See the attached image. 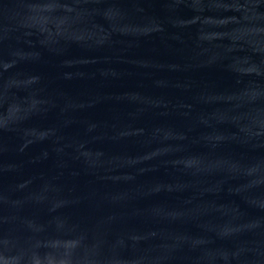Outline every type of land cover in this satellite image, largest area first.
<instances>
[{
    "label": "water",
    "instance_id": "water-1",
    "mask_svg": "<svg viewBox=\"0 0 264 264\" xmlns=\"http://www.w3.org/2000/svg\"><path fill=\"white\" fill-rule=\"evenodd\" d=\"M0 264H264V0H0Z\"/></svg>",
    "mask_w": 264,
    "mask_h": 264
}]
</instances>
